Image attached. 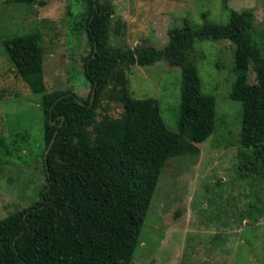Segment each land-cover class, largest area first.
<instances>
[{
	"label": "trees",
	"instance_id": "obj_1",
	"mask_svg": "<svg viewBox=\"0 0 264 264\" xmlns=\"http://www.w3.org/2000/svg\"><path fill=\"white\" fill-rule=\"evenodd\" d=\"M230 0H222L229 8ZM23 5L39 0H12ZM91 52L84 57L87 99L72 92H47L43 36L39 31L3 40L16 73L34 94H43V165L46 185L39 200L0 220V264H132L158 183L169 161L196 155L216 129V98L205 94L196 43L235 45L231 99L242 103L240 145L250 162L241 170L264 171V29L253 9L230 10L228 24L188 23L168 30L169 42L134 50L112 47L115 8L111 0H83ZM42 4V3H41ZM182 73L178 132L169 130L156 99L130 94L135 66L159 62ZM256 82H249V71ZM94 93V97H93ZM93 98V100H92ZM104 100L121 103L119 119L99 118ZM54 143L45 154L52 140ZM195 149V150H194Z\"/></svg>",
	"mask_w": 264,
	"mask_h": 264
},
{
	"label": "rangeland",
	"instance_id": "obj_2",
	"mask_svg": "<svg viewBox=\"0 0 264 264\" xmlns=\"http://www.w3.org/2000/svg\"><path fill=\"white\" fill-rule=\"evenodd\" d=\"M115 8L112 47L164 48L168 30L208 20L230 21V10L253 9L264 29V0H111ZM42 3V4H41ZM83 0H39L23 5L0 0V220L30 207L46 185L43 165V94H34L16 73L4 39L39 31L43 36L47 92H72L87 99L84 57L91 45L84 28ZM264 40V39H263ZM202 90L216 98V129L196 155L175 158L158 183L132 264H264V171L239 170L250 162L240 145L242 103L231 99L235 45L201 41L195 46ZM130 94L156 99L167 128L178 132L182 73L167 62L133 66ZM249 82L255 74L249 71ZM99 118L116 120L123 105L104 100ZM195 150V149H194Z\"/></svg>",
	"mask_w": 264,
	"mask_h": 264
},
{
	"label": "water",
	"instance_id": "obj_3",
	"mask_svg": "<svg viewBox=\"0 0 264 264\" xmlns=\"http://www.w3.org/2000/svg\"><path fill=\"white\" fill-rule=\"evenodd\" d=\"M93 97H94V93H93ZM92 100H93V98H92ZM54 140H55V139H53L52 142L50 143V145H49V147H48V150H47V152H46V154H45V162H46V165H47L48 153H49V151H50V149H51V147H52V145H53V143H54Z\"/></svg>",
	"mask_w": 264,
	"mask_h": 264
}]
</instances>
